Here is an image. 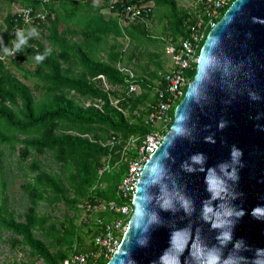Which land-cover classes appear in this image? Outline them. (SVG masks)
Wrapping results in <instances>:
<instances>
[{"label":"trees","instance_id":"obj_1","mask_svg":"<svg viewBox=\"0 0 264 264\" xmlns=\"http://www.w3.org/2000/svg\"><path fill=\"white\" fill-rule=\"evenodd\" d=\"M5 1L8 6L17 3L33 8L43 4L50 12L47 21H37L33 26L38 34L48 31L42 35L47 44L29 35L30 28L11 11L4 18L1 35L8 42L6 47L19 43L18 33H22L24 43L8 58L10 64L0 60V146H7L10 153L18 146V167L26 170L21 185L26 209L22 214L10 209L3 191L6 184L2 183L0 229L14 235L10 239L13 248H27L29 255L41 259L43 264H62L72 253L93 248L92 240L90 244L84 243L85 236L92 239L91 226L76 222L80 212L78 203L94 197L118 201L116 187L127 170V163L121 161L116 169L100 173L102 159L111 153L113 164L128 137L142 138L149 131L144 116L148 103L156 99L155 93H151L153 81L160 78L155 71L150 76L152 79H136L143 90L122 101L127 114L111 105L107 93L96 86L97 80L93 78L99 74L105 75L111 84H124L125 76L116 64L126 57L136 59L133 51L137 44L123 53L117 39L122 33L119 24L122 3L113 5L111 14L114 15L105 19L102 10L109 6L108 0L101 4L94 0ZM148 2H153V7L147 18L158 17V24L162 25L160 35L170 36L172 40L186 36L184 21L192 19L193 14L189 15L177 0H126V3ZM60 24H64V29L60 30ZM17 28L23 31L18 32ZM148 30L140 20L125 27L131 40L137 43L150 34ZM111 35L112 43L108 39ZM74 37L78 39L73 40ZM38 56L43 59L38 60ZM23 61L33 63L34 68L23 67ZM11 66L21 72L23 79L32 80L33 86L16 76ZM195 67L196 63L188 71L190 80ZM35 91L39 94L35 95ZM74 93L83 99L103 100L101 109L84 106ZM111 135L119 137L120 143L110 149L104 143ZM48 154L56 163V170L46 169L40 161L39 156ZM101 182L105 183L102 188ZM41 203L53 208L62 203L68 211L59 220L50 213H39ZM106 262L100 260L97 264Z\"/></svg>","mask_w":264,"mask_h":264},{"label":"water","instance_id":"obj_2","mask_svg":"<svg viewBox=\"0 0 264 264\" xmlns=\"http://www.w3.org/2000/svg\"><path fill=\"white\" fill-rule=\"evenodd\" d=\"M105 264H264V0L209 29Z\"/></svg>","mask_w":264,"mask_h":264},{"label":"built area","instance_id":"obj_3","mask_svg":"<svg viewBox=\"0 0 264 264\" xmlns=\"http://www.w3.org/2000/svg\"><path fill=\"white\" fill-rule=\"evenodd\" d=\"M48 1L43 0L44 3ZM108 1L109 6L104 8L108 14L112 13V6L116 3L124 4L119 14L121 15L119 24L122 32L119 41L122 44L121 52L126 53L132 45V40L126 33L125 27L139 20L144 22L146 19L148 20V13L151 12L153 2L137 4L126 3V0ZM231 1L193 0L190 5L185 7L189 15L193 14V18L184 21L186 36L179 37L177 40L170 39L164 47L165 53L170 55L173 64L171 68L159 73L160 79L156 80L154 87L155 102L147 105L144 123L149 126V131L142 138L135 135L128 137L120 150L119 159L115 160L113 164L111 163V153L102 159L100 173L108 172L112 168L116 169L121 161L127 163V170L116 187L118 201H107L94 197L83 199L78 203L79 222L91 226L93 248L82 253H72L63 260L62 264H97L100 260L107 261L119 247L121 237L133 211L134 193L143 166L161 143L173 120L172 112L191 81L188 71L197 61L198 51L208 33L207 30L209 31L214 26L222 9ZM49 12L42 4L38 8L19 7L13 13L21 18L24 25L33 27L37 21H47ZM16 30L22 32L23 28ZM16 51L15 43L8 49L1 47L0 60L4 61L10 56H14ZM116 68L124 74V84H111L103 74H99L93 79L97 80L96 86L107 93L110 104L126 114V109L121 105L122 101L139 95L141 88L131 66L119 61ZM75 96L84 106L93 105L99 109L102 107L103 100L99 98L83 99L78 94ZM119 143V137L111 135L104 145H109L111 149ZM128 151L133 152V155H129ZM99 186L102 188L105 183L101 182Z\"/></svg>","mask_w":264,"mask_h":264},{"label":"rangeland","instance_id":"obj_4","mask_svg":"<svg viewBox=\"0 0 264 264\" xmlns=\"http://www.w3.org/2000/svg\"><path fill=\"white\" fill-rule=\"evenodd\" d=\"M193 0H177L178 4L182 7H186L192 3ZM102 3V0H94V3ZM17 3H12L10 6L6 5L5 0H0V50L1 47L8 48L6 39L1 35V32L4 28V18L6 16L7 11H11L13 13L14 11L19 8ZM108 12V11H106ZM158 17L156 19L147 20V27L149 33L154 36H159L161 31V25L158 24ZM29 35L35 36V38L39 39L43 43H46V41L43 39L42 35H45L48 33L47 30H44V33L40 32L41 34L36 33V31H33L36 29V27H29ZM60 30L64 29V24L59 25ZM169 38V37H167ZM78 39V38H76ZM47 44V43H46ZM132 47V45H131ZM130 47V48H131ZM129 48V49H130ZM4 62L9 63V59L4 60ZM21 65L29 70H32L34 68L33 63H26L23 61ZM11 71L18 76L23 82L28 84L29 86H33L32 80H26L22 78L21 72L16 69L14 66H11ZM35 95H38L39 92L35 91ZM127 114V112H125ZM0 150L2 151V155L0 156V196L1 191L3 189V184H6L5 189H3L5 195L8 197V203L10 209H13L19 214H22L26 209V199L23 193V190L21 188L22 183L25 180L24 173H26V170L23 168L18 167V146L15 149L14 152L10 153V150L7 146H0ZM40 161L44 164L46 169H57L56 163L52 160L51 155L48 154L46 156H39ZM68 211L67 207L65 205L58 204L56 208H53L50 205H46L45 203H41L38 207L39 213H50L53 217L63 220L64 215ZM72 215V212H70ZM77 223H79V218L76 220ZM14 237L13 234H11L8 231H4L0 229V264H30V262H33L34 264H43V261L41 259H38L36 257H32L29 255L27 248L17 246L13 248L11 246L10 239ZM91 239L89 236H85L84 243L90 244Z\"/></svg>","mask_w":264,"mask_h":264},{"label":"crops","instance_id":"obj_5","mask_svg":"<svg viewBox=\"0 0 264 264\" xmlns=\"http://www.w3.org/2000/svg\"><path fill=\"white\" fill-rule=\"evenodd\" d=\"M101 4V3H97ZM106 9H103L102 14L105 17H109L110 15L114 14H108L106 12ZM152 20V19H150ZM145 26L147 27V22L145 23ZM162 27V25H161ZM161 31V30H160ZM158 34H161L158 33ZM147 36L149 38H147ZM145 39H142L141 42L132 41V46L136 45L135 51L133 55L136 56V59H123L120 61V63L129 65L132 67V69L135 72L136 79H140L144 77L145 79H152L150 76H152V73L157 71V75H159L160 72H164L165 70L171 68L173 61L170 57V55L165 53L164 47L169 42L170 39H173L170 36L167 35H160L154 36L152 34H148ZM169 37V38H167ZM112 35L108 38L110 43H112ZM118 40H120V36L117 37ZM73 40H76V37L73 38ZM154 40L153 42H150ZM160 40V41H158ZM149 41V42H148ZM104 51V50H103ZM101 55H105L104 52H101ZM139 83V82H138ZM154 85L153 87L147 84V87H152L153 90L151 91L152 94H154V87L156 85V80L153 81ZM141 91L143 90L141 84L139 83Z\"/></svg>","mask_w":264,"mask_h":264},{"label":"clouds","instance_id":"obj_6","mask_svg":"<svg viewBox=\"0 0 264 264\" xmlns=\"http://www.w3.org/2000/svg\"><path fill=\"white\" fill-rule=\"evenodd\" d=\"M33 31H34V30H33ZM17 35L20 36V40H19V43H16V44H15V48H16L17 50H19V49H20V45L24 43V39H23V35H22V33H18ZM37 59H38V60H42L43 57H42V56H38Z\"/></svg>","mask_w":264,"mask_h":264}]
</instances>
